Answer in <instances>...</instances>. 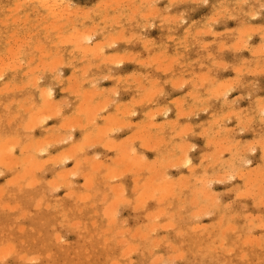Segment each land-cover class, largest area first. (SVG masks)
<instances>
[{
  "label": "rangeland",
  "instance_id": "374dc122",
  "mask_svg": "<svg viewBox=\"0 0 264 264\" xmlns=\"http://www.w3.org/2000/svg\"><path fill=\"white\" fill-rule=\"evenodd\" d=\"M54 1L57 2L56 0L51 2ZM153 1L154 3H152ZM153 1L65 0V3H62V9L66 8L64 4L67 3L68 11L66 14H63L64 17L62 16V19L59 16L58 20L57 18H53L54 16H49L50 12L43 8L36 0H0V56H8L10 49H16L17 45L22 43L19 45V47H22H20V56L22 57L18 60L22 61L21 63L19 62L20 65L16 61L17 65L15 67L12 65V68H9L10 70L7 69L5 72L2 69L3 73L0 69V75H2L0 87L3 88L6 81L10 82L12 79L11 85L13 86L10 90H12L14 85L16 88L10 91L12 93H9V90L0 88V94L1 91H4L0 95L2 96L0 97V145L4 142L8 144L9 148L12 145L13 152L11 153V157L15 159L13 163L6 162V160L4 163L1 159L3 158L4 160L5 156H2L4 153L0 151V256H4L5 254V258L0 259V264H264V0H221L222 2L220 0ZM102 2L104 4L106 2V5ZM17 6L20 8L18 9ZM136 6H139V8H136ZM148 6L153 7L148 8ZM33 7L34 9H32ZM16 8L18 10H15ZM133 9L135 10L134 12ZM216 9L218 11L215 12ZM84 12L88 14L84 15ZM214 13L216 14L214 15ZM82 14L83 16H81ZM248 14L252 16L248 17ZM216 16L217 18H215ZM175 17L177 18L175 19ZM52 18L55 20L53 21ZM105 21L106 23H104ZM61 24L63 28L60 27ZM45 25H53L52 27L55 30L53 28L44 30ZM70 25L74 29H71ZM247 25L251 28L245 27ZM122 27L124 30L121 29ZM143 27L146 28L143 30ZM90 28L91 30L92 28L95 29L90 31ZM248 28L250 29L248 30ZM197 29H200V31ZM82 30L86 34L81 32ZM237 31L239 32L237 33ZM16 32L18 33L17 35H15ZM62 32L64 36L61 34ZM203 33L206 34L203 35ZM73 34L87 38L89 41L86 39L88 41L86 45L91 47L95 45L96 51L85 53L82 49H76L71 44L72 42H66L72 36L71 40L75 39V35ZM129 35L131 36L129 37ZM108 36H111L109 37L110 39ZM20 39L23 42H20ZM29 39L31 44L33 43L32 45L28 41ZM109 41L110 43H108ZM24 43H28L30 46H27V44L25 46L23 45ZM53 43L54 45H52ZM259 44L263 45L259 46ZM4 45H6V48L3 47ZM162 46L163 48H160ZM33 47L40 49V52ZM224 47L227 48L225 49ZM234 48L237 49L235 50ZM6 49L7 52L5 51ZM41 52L40 59L42 61L40 60L39 62ZM54 52L56 54H53ZM1 53H3V56ZM44 54H46L45 58L44 56L42 57ZM48 54L51 55L49 56ZM94 55L99 56L95 57ZM112 55L117 56L116 59ZM126 55H129L128 59H126ZM30 56H33L34 60H32V57L30 59ZM58 57L61 59H58ZM103 57L106 61L105 59L103 60ZM111 59H113L112 62ZM41 62H44V66ZM54 62L56 63L54 64ZM40 63L43 67L40 66ZM45 63L49 65L47 64L46 67ZM199 63L200 66H198ZM18 65L22 67L20 72ZM52 65L54 66L52 67ZM17 66L19 69L16 68ZM28 66H33V68ZM34 66L37 67L38 72L36 68L34 69ZM48 68H51V70ZM97 68H100V70ZM48 70L51 72L49 73ZM24 72L26 76L23 75ZM36 74L39 77L37 86L52 90L53 96L51 101L58 102L57 104L52 102V105L55 104L54 106H51L50 103L44 104L46 102L41 100L42 97H40L39 91L35 87L32 88L31 84L33 85L36 79L34 76H37ZM146 74L148 75L146 76ZM204 75L207 79H204ZM227 78H230V81ZM175 80H179V83L177 84ZM81 81L83 82L81 83ZM28 82L30 83L28 84ZM25 84L26 86L21 88ZM223 85L226 87H223ZM172 86L174 87L172 88ZM150 88L152 89L151 92L149 91ZM83 89L85 90L83 95H87H82ZM92 90L99 92L93 91L91 93ZM72 91L75 92L73 93ZM3 94L5 95L3 96ZM143 96H145L148 102L142 100ZM147 96L149 97L147 98ZM221 96L225 97V99ZM83 97L86 98L81 101ZM103 98L107 102L105 100L101 102ZM214 98H217V100ZM191 99L194 100L191 101ZM22 100L25 101L22 102ZM96 101L103 105L105 103L106 105L107 103L109 104L101 106L98 103L96 104ZM136 102H140V104L143 102V104L140 105ZM78 103H82L84 106H79ZM229 103L233 104L230 105ZM16 104L18 107L19 105L23 106L24 111L21 109L22 107L18 108ZM56 105L59 107L57 114H54V110L56 111L57 109ZM124 105L127 108H124ZM157 106L159 110L160 108L162 110L157 112ZM54 107L56 109H52ZM81 107L84 111L90 107L92 109L91 113H87L89 109L84 112ZM26 108L28 112H26ZM49 109L53 114H51ZM76 109H78V112L81 111V114L82 111L84 113L81 115L77 113ZM42 110H47L46 112L49 113L47 114ZM59 110H61L60 115ZM232 110L234 111L233 113ZM40 111L46 114L40 113ZM23 112L26 113L24 114ZM30 112L32 116L29 114ZM32 112H35V115ZM226 112L227 114H225ZM36 113H40L39 116L41 117L45 115L44 120L46 119V123L41 118L42 123L38 121L39 124H37L36 121L40 117L37 114L38 118H36ZM85 113H87L88 117L94 116V118L92 117L94 120L92 118L89 120L85 116ZM77 114L79 116L84 115L85 119L89 121L87 120V123H85L84 116L79 117ZM236 114L237 117L235 116ZM153 115L155 116L152 117ZM73 116L75 119L81 118L82 124L85 123V126L87 125L88 127L86 126L84 129L81 127V129L79 127L81 125L78 124L81 119L75 120ZM68 120L74 121L70 123ZM119 120L121 123H119ZM66 121L68 124H66ZM34 122L38 126L31 124L29 126L31 131L27 128L24 129L28 127L29 123ZM123 124H127L129 127L127 125L123 127ZM61 125L66 127L61 128ZM175 125L179 127H175ZM71 127L73 128L72 130ZM97 127H100L99 130L105 129L102 132ZM95 129L99 131V134H104L103 141L101 140L103 134H98L100 136V139H98V136H95L98 133ZM104 131L107 133H104ZM46 132L47 136L53 132L52 136L49 135L51 137L48 136V138L45 136ZM84 132L85 134L87 132L86 136L88 137L85 136ZM145 133L149 135L147 136ZM53 134L58 140L53 139ZM67 135H71L72 137L70 138ZM135 136L143 137L145 140L139 137L140 141ZM42 137H47V141L45 138L44 143L43 140L41 141L43 144L39 142ZM222 137L224 140L221 139ZM35 139L40 140L36 142ZM93 139H95L94 143L96 145L89 144V142H93ZM123 139H126L125 142ZM181 139H184L183 141L186 144ZM8 140L10 144L7 142ZM87 140L90 141L88 142ZM84 141L85 143L88 142L86 146L83 143ZM98 141L100 142L97 145ZM156 141L159 142L157 143ZM11 142H14L15 145L11 144ZM38 142L39 144L41 143L40 147L37 144ZM107 142L108 144L109 142L112 143L111 146L107 144L108 147H105ZM216 143L220 145L218 146ZM36 144L38 147H36ZM140 145H143L145 150ZM184 145L188 147L183 149ZM224 145L226 148H223ZM24 146L29 147H26L27 151H25ZM69 146H74V149L73 147L69 149ZM189 146L191 147L189 148ZM194 146L196 147L194 148ZM246 146L250 147L249 150H247ZM42 147L44 151L41 152ZM75 147L81 152L75 151ZM123 147L125 150L121 152L124 149ZM37 148H40L39 151L41 153H37ZM60 150L63 151L61 152ZM246 150L247 152H245ZM183 151L186 156L185 158L190 161L186 165L180 162L181 159L183 162ZM59 152L67 159L64 158L62 161L63 156ZM69 153L71 154L69 155ZM166 154L168 155L166 156ZM56 155H59V157L57 158ZM68 155L69 157H67ZM30 156L32 160L34 157L36 162L40 161L41 167L39 165L37 167L29 166L31 164L28 163V160L26 161V158L28 159ZM23 157L25 160H23ZM134 157H137L135 159L137 160L136 163L132 159ZM242 157H244V160ZM46 158L48 161L45 160ZM56 158L59 162L57 164L55 162ZM69 158L72 159L70 160ZM177 158L178 160H176ZM139 159L144 163H141L143 166L139 163L141 167L138 166ZM155 160L160 161L156 162ZM170 160L173 166L169 162ZM153 161L155 162L154 164ZM95 162L97 163V168L95 167ZM176 162H179V164ZM92 163H95V165ZM119 164L120 168L124 169L122 170L121 168L122 171H119L123 176L116 178L119 174H116L115 169L119 173ZM128 164H131V166L129 165V167ZM151 165L152 167H150ZM231 165L235 171L231 170ZM28 166L30 170H28ZM9 167L11 168L9 169ZM73 168H75L74 173L72 171ZM163 168L165 173L162 171ZM248 169H251V172ZM80 170L81 172H79ZM138 170L140 171L138 172ZM157 170L159 171L156 175ZM245 170L251 174L254 173L252 174L254 177H252V181H249V179L248 181L245 180L247 179L245 177L247 171ZM111 172L113 174L115 172L116 174L110 175L112 178L109 177ZM226 172L230 175L228 176ZM27 173H31L32 175H28ZM158 174L160 178L164 174V178L162 179L165 180H160ZM220 174L224 178L218 177L221 176ZM148 175H150V178ZM106 176L110 179L107 180L108 177ZM237 176L240 177V180ZM15 177L16 179L18 177L20 179L16 180ZM133 179L136 181L133 182ZM87 180L90 184H88ZM184 180L187 181L185 182ZM151 181V184L155 185L154 188L150 184ZM171 181L172 183H170ZM162 183L166 186H169V184L174 186L175 184L174 189L171 186L169 190H167L168 188L165 189L166 186H163L164 189H162ZM205 183L207 186H205ZM87 184L88 186L90 185V188L86 186ZM148 185L152 187L147 190ZM117 186H121V188ZM201 188L203 191L200 190ZM115 189L118 192L120 191V193L117 194ZM149 190H155V193L152 194L153 191L149 192ZM196 191L197 193H195ZM143 193L145 194L143 195ZM148 193L150 194L148 195ZM164 194L166 198H163ZM207 194L208 196L205 197L204 195ZM84 196L88 198L85 199ZM160 198L161 200H158ZM7 205L8 209L5 207ZM13 208L15 210L12 211ZM133 235L135 236L133 237ZM4 245H9L10 247L5 246V248ZM5 250H8V255L11 256L6 255Z\"/></svg>",
  "mask_w": 264,
  "mask_h": 264
},
{
  "label": "bare ground",
  "instance_id": "6f19581e",
  "mask_svg": "<svg viewBox=\"0 0 264 264\" xmlns=\"http://www.w3.org/2000/svg\"><path fill=\"white\" fill-rule=\"evenodd\" d=\"M16 1H17V0H16ZM23 1H24V0H23ZM51 1H53V0H36V2H38L39 4H41V6H42L43 8H45L47 11L50 12V15H49V16H51V17L54 16L53 18H57L58 20H59L58 17L61 16V19H62V18L64 17L63 14H64V13L66 14L67 11H68V7H67L68 5H67V3L64 4V5H66V6H65L66 8H65V9H62V3H65V0H56L57 2H55V1H54V2H51ZM110 1H111V0H110ZM120 1H121V0H120ZM128 1H129V0H128ZM152 1H153V0H151V2H152ZM155 1H156V0H155ZM173 1H174V0H173ZM220 1H221V0H220ZM240 1H241V0H240ZM254 1H255V0H254ZM256 1H257V0H256ZM29 2H31V1H29ZM116 2H117V1H116ZM116 2H115V3H116ZM131 2H132V1H131ZM156 2H157V1H156ZM174 2H175V1H174ZM196 2H197V1H196ZM221 2H222V1H221ZM11 3H12V2H11ZM51 3H53V4H51ZM54 3H57V4H54ZM102 3H103V2H102ZM119 3H120V2H119ZM125 3L127 4V2H125ZM152 3H154V1H153ZM192 3H193V1H192ZM226 3H227V2H226ZM228 3H229V1H228ZM241 3H242V2H241ZM244 3H245V2H244ZM259 3H261V2H259ZM103 4H104V3H103ZM111 4H112V3H111ZM139 4H140V3H139ZM262 4H263V3H262ZM13 5H14V4H13ZM28 5H29V4H28ZM95 5H96V4H95ZM104 5H106V2H105ZM107 5H108V4H107ZM133 5H134V4H133ZM151 5H152V4H151ZM240 5H241V4H240ZM238 6H239V4H238ZM14 7H15V6H14ZM34 7H35V6H34ZM34 7H33L32 9H34ZM137 7L139 8V6H136V8H137ZM152 7H153V6H150V7L148 6V8H152ZM170 7H171V6H170ZM233 7H234V6H233ZM263 7H264V5H263ZM17 8L19 9L20 7L17 6ZM17 8H16L15 10H18ZM39 8H40V7H39ZM43 8H42V9H43ZM72 8H73V7H72ZM116 8H117V7H116ZM128 8H129V7H128ZM136 8H135V9H136ZM239 8H240V6H239ZM239 8H238V9H239ZM30 9H31V8H30ZM121 9H122V8H121ZM223 9H224V8H223ZM258 9H259V8H258ZM262 9H263V8H262ZM37 10H38V9H37ZM69 10H70V8H69ZM73 10H74V9H73ZM86 10H87V9H86ZM109 10L111 11L110 8H109ZM155 10H156V9H155ZM164 10H165V9H164ZM167 10H168V9H167ZM220 10H221V9H220ZM225 10H226V8H225ZM251 10H252V8H251ZM7 11H8V10H7ZM26 11H27V10H26ZM35 11H36V10H35ZM79 11H80V10H79ZM79 11H78V12H79ZM81 11H82V10H81ZM89 11H90V10H89ZM95 11H96V10H95ZM134 11H135V10L133 9V12H134ZM136 11H137V10H136ZM182 11H183V10H182ZM216 11H218V10L216 9L215 12H216ZM39 12H40V10H39ZM69 12H71V11H69ZM82 12H83V11H82ZM112 12H113V11H112ZM130 12H131V11H130ZM147 12H148V11H147ZM157 12H158V11H157ZM162 12H163V11H162ZM213 12H214V11H213ZM257 12H258V11H257ZM75 13H76V12H75ZM80 13H81V12H80ZM86 13H87V12H86ZM86 13L84 12V15H85ZM99 13H101V12H99ZM120 13H121V12H120ZM138 13H139V12H138ZM225 13H226V12H225ZM229 13H230V12H229ZM70 14H71V13H70ZM87 14H88V13H87ZM87 14H86V15H87ZM107 14H108V13H107ZM133 14H134V13H133ZM133 14H132V15H133ZM143 14H144V13H143ZM148 14H150V13H148ZM151 14H152V13H151ZM153 14H154V13H153ZM179 14H180V13H179ZM215 14H216V13H214V15H215ZM217 14H218V13H217ZM249 14H250V13H249ZM249 14H248V17H249V16L251 17L252 15H249ZM253 14H254V13H253ZM26 15H27V14H26ZM29 15H30V14H29ZM40 15H41V14H40ZM74 15H75V14H74ZM115 15H116V14H115ZM154 15H155V14H154ZM219 15H220V14H219ZM222 15H223V14H222ZM35 16H36V14H35ZM62 16H63V17H62ZM65 16H66V15H65ZM68 16H69V15H68ZM68 16H67V18H68ZM79 16H80V15H79ZM81 16H83V14H82ZM113 16H114V15H113ZM113 16H112V17H113ZM151 16H152V15H151ZM160 16H161V14H160ZM43 17H44V16H43ZM69 17H70V16H69ZM84 17H85V16H84ZM84 17H83V18H84ZM87 17H88V16H87ZM93 17H94V16H93ZM114 17H115V16H114ZM120 17H121V16H120ZM130 17H131V16H130ZM139 17H140V16H139ZM170 17H171V16H170ZM4 18H5V17H4ZM6 18H7V17H6ZM15 18H17V17H15ZM15 18H14V19H15ZM24 18H25V17H24ZM37 18H38V17H37ZM53 18H52V19H53ZM74 18H75V17H74ZM81 18H82V17H81ZM125 18H126V17H125ZM131 18H132V17H131ZM142 18H143V17H142ZM173 18H174V17H173ZM173 18H172V19H173ZM176 18H177V17H175V19H176ZM178 18H179V17H178ZM180 18H182V17H180ZM208 18H209V17H208ZM212 18H214V17H212ZM215 18H217V16H216ZM26 19H27V18H26ZM52 19H51V20H52ZM71 19H72V18H71ZM132 19H133V18H132ZM166 19H167V18H166ZM230 19H231V18H230ZM6 20H7V19H6ZM19 20H20V19H19ZM42 20H43V19H42ZM54 20H55V19H53V21H54ZM66 20H67V19H66ZM68 20H69V18H68ZM214 20H215V19H214ZM1 21H2V20H1ZM12 21H13V20H11V22H12ZM26 21H27V20H26ZM82 21H83V20H82ZM87 21H89V20H87ZM94 21H95V20H94ZM132 21H134V20H132ZM168 21H169V20H168ZM5 22H7V21H5ZM15 22H16V20H15ZM18 22H19V21H18ZM38 22H39V21H38ZM49 22H50V21H49ZM74 22H75V21H74ZM135 22H136V21H135ZM176 22H177V20H176ZM210 22H211V21H210ZM212 22H213V21H212ZM13 23H14V21H13ZM64 23H65V22H64ZM64 23H63V24H64ZM71 23H72V20H71ZM104 23H106V21H105ZM146 23H147V22H146ZM165 23H166V22H165ZM182 23H183V22H182ZM182 23H181V24H182ZM207 23H208V22H207ZM242 23H243V22H242ZM4 24H6V23H4ZM16 24H17V23H16ZM27 24H29V23H27ZM49 24H50V23H49ZM57 24H58V23H57ZM65 24H66V23H65ZM74 24H75V23H74ZM77 24H78V23H77ZM99 24H100V23H99ZM120 24H121V23H120ZM171 24H172V23H171ZM39 25H40V24H39ZM71 25H72V24H71ZM71 25H70L71 29H74V27L72 28ZM149 25H150V23H149ZM200 25H201V24H200ZM244 25H245V24H244ZM36 26H37V25H36ZM36 26H35V28H36ZM52 26H53V25H45L43 29H44V30H50V28H53V29H54V27H52ZM56 26H57V25H56ZM61 26H63V25L61 24L60 27H61ZM107 26H108V25H107ZM120 26H121V25H120ZM141 26H142V25H141ZM151 26H152V25H151ZM172 26H173V25H172ZM208 26H209V25H208ZM5 27H6V26H5ZM58 27H59V26H58ZM90 27H91V26H90ZM110 27H111V26H110ZM173 27H174V26H173ZM203 27H204V26H203ZM241 27H242V26H241ZM245 27H250V26L247 25V26H245ZM245 27H244V28H245ZM252 27H253V26H252ZM256 27H257V26H256ZM61 28H63V27H61ZM144 28H146V27H143V30H144ZM250 28H251V27H250ZM250 28H248V30H249ZM14 29H15V28H14ZM29 29H30V28H29ZM36 29H37V28H36ZM57 29L59 30V28H57ZM57 29H56V30H57ZM93 29H95V28H92V30H93ZM121 29H123V27H122ZM211 29H212V28H211ZM246 29H247V28H246ZM253 29H254V28H253ZM260 29H261V28H260ZM54 30H55V29H54ZM75 30H76V29H75ZM75 30H74V31H75ZM83 30H85V29H83ZM83 30H82L81 32H83ZM88 30H89V29H88ZM92 30H91V28H90V31H92ZM123 30H124V29H123ZM197 30L200 31V29H197ZM201 30H202V29H201ZM208 30H209V28H208ZM255 30H256V29H255ZM4 31H5V30H4ZM29 31H30V30H29ZM90 31H88V32H90ZM102 31H103V30H102ZM115 31H116V30H115ZM168 31H169V30H168ZM245 31H246V30H245ZM245 31H244V32H245ZM250 31H252V30H250ZM259 31H260V30H259ZM18 32H19V31H18ZM35 32H36V31H35ZM39 32H40V31H39ZM39 32H38V33H39ZM49 32H50V31H49ZM57 32H58V31H57ZM63 32H64V31H63ZM63 32L61 33L62 35H63ZM76 32L78 33V31H76ZM118 32H119V31H118ZM118 32H117V34H118ZM143 32H144V31H143ZM189 32H190V31H189ZM196 32H197V31H196ZM222 32H223V31H222ZM226 32H227V30H226ZM238 32H239V31H237V33H238ZM246 32H247V31H246ZM255 32H256V31H255ZM257 32H258V31H257ZM45 33H47V32H45ZM70 33H71V32H70ZM77 33H76V34H77ZM83 33H85V32H83ZM123 33H124V32H123ZM190 33H191V32H190ZM220 33H221V32H220ZM247 33H248V32H247ZM17 34H18V33L16 32L15 35H17ZM35 34H36V33H35ZM85 34H86V33H85ZM92 34H93V33H92ZM108 34H110V33H108ZM113 34H114V31H113ZM130 34H131V33H130ZM187 34H188V33H187ZM187 34H186V35H187ZM204 34H206V33H203V35H204ZM12 35H14V34L12 33ZM73 35H75V34H73ZM78 35H79V34H78ZM81 35H82V34H81ZM102 35H103V34H102ZM104 35H105V34H104ZM106 35H107V34H106ZM132 35H134V34H132ZM208 35H210V34H208ZM242 35H243V34H242ZM248 35H249V34H248ZM263 35H264V34H263ZM59 36H60V35H59ZM63 36H64V35H63ZM63 36H62V38H64ZM65 36H66V35H65ZM71 36H72V35H71ZM87 36H88V34H87ZM111 36H112V34H111ZM111 36H108V38L111 37ZM116 36H117V35H116ZM120 36H121V35H120ZM130 36H131V35H129V37H130ZM135 36H136V35H135ZM139 36H140V35H139ZM206 36H207V35H206ZM215 36H216V35H215ZM224 36H225V35H224ZM243 36H244V35H243ZM12 37H13V36H12ZM28 37H29V36H28ZM34 37H35V36H34ZM55 37H56V36H55ZM66 37H67V36H66ZM72 37H73V36H72ZM72 37H71V38H72ZM74 37H75V39L73 38L74 40H71V38H70V39H67L66 42H70V43L72 42L71 44H73L74 47H75L76 49H78V50H81V49H82V51L84 50L85 53H86V52L88 53V52H90V51L93 52L94 50L96 51V46H95V45H94V47H91V46H87V45H86V44L88 43V41H89L87 38H84L83 36H82V37H80V36H76V35H75ZM113 37H114V36H113ZM136 37H138V36H136ZM183 37H184V36H183ZM248 37H249V36H248ZM250 37H251V35H250ZM35 38H36V37H35ZM89 38H90V37H89ZM116 38H117V37H116ZM119 38H120V37H119ZM119 38H118V39H119ZM132 38H133V37H132ZM170 38H171V37H170ZM173 38H174V37H173ZM237 38H238V37H237ZM17 39L19 40V38H17ZM17 39H15V40H17ZM86 39H87L88 41H87ZM109 39H110V38H109ZM109 39H108V40H109ZM121 39H122V38H121ZM168 39H169V38H168ZM183 39H184V38H183ZM186 39H187V37H186ZM186 39H185V40H186ZM238 39L240 40V38H238ZM244 39H245V38H244ZM18 40H17V41H18ZM20 40H21V39H20ZM26 40H27V39H26ZM36 40H39V39H36ZM47 40H48V39H47ZM60 40H61V39H60ZM112 40H113V39H112ZM137 40H139V39H137ZM146 40H147V39H146ZM150 40H151V39H150ZM166 40H167V39H166ZM185 40H184V41H185ZM28 41H29L30 44H31L30 39H29ZM113 41H114V40H113ZM115 41H116V40H115ZM125 41H126V40H125ZM143 41H144V40H143ZM179 41H180V39H179ZM195 41H196V40H195ZM18 42H19V41H18ZM20 42H23V41L21 40ZM38 42H39V41H38ZM38 42H37V43H38ZM66 42H65V43H66ZM98 42H99V41H98ZM102 42H103V41H102ZM111 42H112V41H111ZM139 42H140V41H139ZM237 42H238V41H237ZM237 42H236V43H237ZM5 43H6V42H5ZM8 43H9V42H8ZM14 43H15V41H14ZM34 43H35V42H34ZM70 43H69V44H70ZM100 43H101V42H100ZM108 43H110V41H109ZM144 43H145V42H144ZM151 43H152V42H151ZM191 43H192V42H191ZM212 43H213V42H212ZM238 43H240V42H238ZM246 43H247V41H246ZM16 44H18V43H16ZM16 44H15V45H16ZM20 44H22V43H20ZM20 44H18L17 46L19 47ZM26 44H27V46H30V45H28V43H24L23 45L26 46ZM32 44H33V43H32ZM32 44H31V45H32ZM113 44H114V43H113ZM182 44H184V43H182ZM203 44H204V43H203ZM52 45H54V43H53ZM144 45H145V44H144ZM159 45H160V44H159ZM165 45H166V44H165ZM232 45H233V44H232ZM237 45H238V44H237ZM260 45H263V44H259V46H260ZM5 46H6V45H4L3 47H5ZM7 46H8V44H7ZM11 46H12V45L10 44V47H11ZM35 46H36V45H35ZM98 46H99V45H98ZM202 46H203V45H202ZM208 46H209V44H208ZM239 46H240V45H239ZM259 46H258V47H259ZM13 47H14V46H13ZM18 47H17L16 49H10V51L8 50V51H9V53H8L9 55H8V56H6V54H5L4 52H3V53H4V55H5L6 57H1V56H0V69H1V72H3L2 69H4L5 72H6L7 69L12 68V67H11L12 65L15 67V65H17V64L15 63L16 61H17L18 63L20 62V61H18V60H19V58L22 57V56H20V55H21V54H20V50H21L20 47H21V46H20L19 48H18ZM31 47H32V46H31ZM37 47H38V46H37ZM37 47H36V48L33 47V48H34V49H37ZM142 47H143V45H142ZM241 47H242V46H241ZM5 48H6V47H5ZM11 48H12V47H11ZM21 48H22V47H21ZM24 48H25V47H24ZM39 48H41V47H39ZM160 48H163V46L160 47ZM177 48H178V47H177ZM184 48H185V47H184ZM224 48H225V47H224ZM226 48H227V47H226ZM226 48H225V49H226ZM228 48H230V47H228ZM244 48H245V47H244ZM42 49L44 50V48H42ZM100 49H101V48H100ZM158 49H159V48H158ZM203 49H204V48H203ZM221 49H222V48H221ZM234 49H235V48H234ZM236 49H237V48H236ZM236 49H235V50H236ZM37 50H39V52H40V49H37ZM57 50H58V49H57ZM97 50H98V48H97ZM165 50H166V49H165ZM165 50H164V51H165ZM260 50H261V49H260ZM3 51H4V49H3ZM5 51L7 52V49H6ZM49 51H50V50H49ZM58 51H59V50H58ZM63 51H64V50H63ZM143 51H144V50H143ZM161 51H163V50H161ZM220 51H221V50H220ZM263 51H264V50H263ZM22 52H23V50H22ZM97 52H98V51H97ZM125 52H126V51H125ZM147 52H148V51H147ZM147 52H146V53H147ZM253 52H254V51H253ZM261 52H262V50H261ZM3 53H1L2 56H3ZM57 53H58V52H57ZM69 53H70V52H69ZM95 53H96V52H95ZM129 53H130V52H129ZM129 53H127V54H129ZM240 53H241V52H240ZM41 54H42V52L40 53V56H39V54H38V56H39V62H40V60L42 61V59H40ZM53 54H56V53L54 52ZM67 54H68V53H67ZM161 54H162V52H161ZM163 54H164V53H163ZM175 54H176V53H175ZM48 55H49V54H48ZM50 55H51V54H50ZM50 55H49V56H50ZM77 55H78V53H77ZM113 55H115V54H113ZM113 55H112V56H113ZM116 55H117V54H116ZM118 55H119V54H118ZM120 55H122V54H120ZM124 55H125V54H124ZM158 55H160V54H158ZM158 55H157V56H158ZM181 55H183V53H181ZM43 56H44V58H45L46 54L42 55V57H43ZM53 56H54V55H53ZM94 56H95V55H94ZM97 56H99V55H97ZM97 56H95V57H97ZM100 56H101V55H100ZM128 56H129V55H128ZM128 56L126 55V57H127L126 59L129 58ZM208 56H209V55H208ZM31 57L33 58V56H30V59H31ZM104 57H105V56H104ZM104 57H103V60L105 59ZM108 57H109V56H108ZM113 57H115V59H116L117 56H113ZM122 57H124V56L122 55ZM145 57H146V56H145ZM170 57L173 58L172 56H170ZM187 57H188V56H187ZM47 58H48V57H47ZM56 58H57V57H56ZM59 58H60V57H58V59H59ZM82 58H83V57H82ZM84 58H85V57H84ZM155 58H156V57H155ZM207 58H208V57H207ZM213 58H214V56H213ZM213 58H212V60H213ZM54 59H55V58H54ZM58 59H57V60H58ZM60 59H61V58H60ZM117 59H118V58H117ZM121 59H123V58H121ZM121 59H120V61H121ZM152 59H153V58H152ZM156 59H157V58H156ZM168 59H169V58H168ZM258 59H259V58H258ZM32 60H34V58H33ZM82 60H83V59H82ZM112 60H113V59H111V62H112ZM130 60H131V59H130ZM146 60H147V59H146ZM146 60H145V61H146ZM153 60L155 61V59H153ZM153 60H152V61H153ZM159 60H161V59H159ZM256 60H257V59H256ZM80 61H81V60H80ZM105 61H106V59H105ZM109 61H110V59H109ZM147 61H148V60H147ZM168 61L170 62V59H169ZM193 61H194V60H193ZM215 61H217V60H215ZM248 61H249V60H248ZM21 62H22V61H21ZM21 62H20V63H21ZM32 62H33V61H32ZM49 62H50V60H49ZM60 62H61V60H60ZM71 62H72V61H71ZM114 62H116V61H114ZM136 62H137V61H136ZM160 62H163V61H160ZM171 62H172V61H171ZM188 62H189V61H188ZM195 62H196V61H195ZM206 62H207V61H206ZM243 62H246V61H243ZM20 63H19V65H20ZM36 63H37V62H36ZM41 63H43V66H44V62H41ZM41 63H40V64H41ZM51 63H52V62H51ZM55 63H56V62H54V64H55ZM121 63H122V62H121ZM153 63H154V62H153ZM156 63H157V62H156ZM191 63H192V61H191ZM45 64H46V67H47V64H48V63H45ZM57 64H59V63H57ZM69 64H70V63H69ZM75 64H76V63H75ZM111 64H112V63H111ZM157 64H159V63H157ZM161 64H162V63H161ZM163 64H164V63H163ZM165 64H166V63H165ZM167 64H168V63H167ZM174 64H175V63H174ZM179 64H180V63H179ZM211 64H212V63H211ZM220 64H221V63H220ZM249 64H250V63H249ZM19 65H18V66H19ZM21 65H22V64H21ZM48 65H49V64H48ZM73 65H74V64H73ZM139 65H140V64H139ZM141 65H142V64H141ZM149 65H150V64H149ZM169 65H170V64H169ZM172 65H173V64H172ZM172 65H171V66H172ZM175 65H176V64H175ZM182 65H183V64H182ZM189 65H190V64H189ZM222 65H223V64H222ZM255 65H256V64H255ZM18 66H17L16 68H17V69L20 68V70H19V72H20L21 69H22V67L19 66V68H18ZM35 66H36V65H35ZM35 66H34V69L36 68V71H37V67H35ZM40 66H42V64H41ZM40 66H39V67H40ZM43 66H42V67H43ZM53 66H54V65H52V67H53ZM60 66H61V65H60ZM84 66H85V65H84ZM99 66H100V65H99ZM163 66H165V65H163ZM167 66H168V65H167ZM198 66H200V63H199ZM217 66H218V65H217ZM261 66H262V65H261ZM28 67H30V66H28ZM50 67H51V66H50ZM70 67H71V66H70ZM85 67H86V66H85ZM97 67H98V66H97ZM158 67H159V66H158ZM221 67H222V66H221ZM224 67H225V66H224ZM255 67H256V66H255ZM255 67H254V68H255ZM30 68H33V66L30 67ZM55 68H56V66H55ZM82 68H83V66H82ZM87 68H88V67H87ZM87 68H85V69H87ZM142 68H143V67H142ZM192 68H193V67H192ZM205 68H206V67H205ZM217 68H218V67H217ZM242 68H244V67H242ZM41 69H42V68H41ZM43 69H45V68H43ZM48 69L51 70V68H48ZM80 69H81V68H80ZM97 69H98V68H97ZM155 69H156V68H155ZM171 69H172V68H171ZM237 69H239V68H237ZM261 69H262V68H261ZM263 69H264V68H263ZM9 70H10V69H9ZM26 70H27V69H26ZM28 70H29V68H28ZM28 70H27V71H28ZM98 70H100V68H99ZM107 70H108V69H107ZM144 70H145V69H144ZM156 70H157V69H156ZM161 70H162V69H161ZM164 70H165V69H164ZM164 70H163V71H164ZM168 70H170V69H168ZM183 70H184V69H183ZM233 70H234V69H233ZM259 70H260V69H259ZM11 71H12V70H11ZM33 71H34V70H33ZM38 71H39V70H38ZM38 71H37V72H38ZM48 71H49V70H48ZM75 71H76V70H75ZM79 71H80V70H79ZM82 71H83V70H82ZM108 71H109V70H108ZM158 71H159V70H158ZM209 71H210V70H209ZM209 71H208V72H209ZM238 71H239V70H238ZM245 71H247V70H245ZM248 71H249V70H248ZM255 71H256V70H255ZM255 71H254V72H255ZM260 71H261V70H260ZM43 72H44V71H43ZM50 72H51V71H49V73H50ZM84 72H85V71H84ZM173 72H174V71H173ZM178 72H179V71H178ZM210 72H211V71H210ZM235 72H236V71H235ZM240 72H241V70H240ZM243 72H244V71H243ZM254 72H253V73H254ZM257 72H258V71H257ZM3 73H4V72H3ZM47 73H48V72H47ZM55 73H56V72H55ZM164 73H166V72H164ZM189 73H190V72H189ZM237 73H239V72H237ZM253 73H252V74H253ZM260 73H261V72H260ZM262 73H263V72H262ZM0 74H1V73H0ZM51 74H52V73H51ZM85 74H87V73H85ZM130 74L132 75V73H130ZM255 74H257V73H255ZM23 75H25V72L23 73ZM36 75H37V76H34V77H36L35 80H34V78L32 77L33 80H34V83L31 82V83H33V85H34V86H33V85L31 84L32 88L35 87V89H37V91H39V95H40V97H42L41 100H43L44 102H46V103H44V104L47 105V104L50 103L51 106H54V105L57 104L58 102L55 103V102L51 101L52 96H53V92H52V90L49 89V88H48V89H44V88H40L39 86H37V84H38V83H37V80H39V77H38V74H36ZM81 75H82V74H81ZM106 75H107V74H106ZM140 75H141V74H140ZM147 75H148V74H146V76H147ZM241 75H242V74H241ZM1 76H2V75H0V77H1ZM25 76H26V75H25ZM25 76H24V78H25ZM83 76H84V75H83ZM83 76H82V77H83ZM100 76H101V75H100ZM100 76H99V77H100ZM107 76H108V75H107ZM37 77H38V78H37ZM73 77H74V76H73ZM73 77H72V78H73ZM104 77H105V76H104ZM118 77H119V76H118ZM127 77H129V76H127ZM127 77H126V78H127ZM140 77H141V76H140ZM13 78H14V77H13ZM97 78H98V77H97ZM175 78H176V77H175ZM200 78H201V77H200ZM200 78H199V79H200ZM205 78L207 79V77H205V75H204V79H205ZM208 78H209V77H208ZM50 79H52V78H50ZM73 79H74V78H73ZM90 79H91V78H90ZM102 79H103V78H102ZM118 79H119V78H118ZM133 79H134V77H133ZM144 79H145V78H144ZM144 79H143V80H144ZM170 79H171V78H170ZM176 79H177V78H176ZM181 79L183 80V78H181ZM190 79H191V78H190ZM204 79H203V80H204ZM213 79H214V78H213ZM227 79H228V78H227ZM229 79H230V78H229ZM229 79H228V81H230ZM235 79H236V78H235ZM43 80H44V79H43ZM54 80H55V79H54ZM57 80H58V78H57ZM74 80H75V79H74ZM74 80H73V81H74ZM138 80H139V79H138ZM152 80H153V79H152ZM236 80H237V79H236ZM236 80H235V81H236ZM239 80H240V79H239ZM11 81H12V79H11ZM11 81H10V82L6 81L5 84H4V82H3V84H4V85H3L4 90H7V91L9 90V93H12V92H10V91L16 89V88H15V85H14V87H13L14 89L12 88V90H10V88L13 86V85H11V83H12L13 81H12V82H11ZM21 81H22V80H21ZM75 81H76V80H75ZM124 81H125V80H124ZM153 81H154V80H153ZM153 81H151V82H153ZM175 81H176V80H175ZM180 81H181V80H180ZM184 81L186 82V80H184ZM187 81H188V80H187ZM189 81H190V80H189ZM201 81H202V80H201ZM204 81L206 82V80H204ZM82 82H83V81H81V83H82ZM129 82H131V81H129ZM173 82H174V81H173ZM173 82H172V84H173ZM182 82H183V81H182ZM250 82H251V81H250ZM21 83H22V82H21ZM29 83H30V82H28V84H29ZM55 83H56V82H55ZM75 83H76V82H75ZM89 83H90V82H89ZM94 83H95V82H94ZM97 83H98V82H97ZM117 83H118V82H117ZM138 83H139V82H138ZM140 83H141V82H140ZM153 83H154V82H153ZM174 83H175V82H174ZM176 83L178 84V83H179V80L176 81ZM190 83H191V82H190ZM221 83H222V82H221ZM229 83H230V82H229ZM235 83H236V82H235ZM238 83H239V82H238ZM26 84H27V83H26ZM26 84H25V85H22L21 88H22L23 86H26ZM73 84H74V83H73ZM130 84H131V83H130ZM132 84H133V83H132ZM155 84H156V83H155ZM172 84H171V85H172ZM195 84H196V83H195ZM248 84H249V83H248ZM91 85H92V84H91ZM93 85H94V84H93ZM96 85H97V84H96ZM139 85H140V84H139ZM149 85H150V84H149ZM152 85H153V84H152ZM180 85H181V84H180ZM218 85H219V84H218ZM218 85H217V86H218ZM228 85H229V84H228ZM236 85H237V84H236ZM27 86H28V85H27ZM73 86H74V85H73ZM75 86H76V85H75ZM134 86H135V85H134ZM140 86H141V85H140ZM150 86H151V85H150ZM246 86H247V85H246ZM18 87H19V86H18ZM76 87H77V86H76ZM92 87H93V86H92ZM128 87H129V86H128ZM151 87H152V86H151ZM173 87H174V86H172V88H173ZM193 87H194V86H193ZM196 87H197V86H196ZM201 87H203V86H201ZM201 87H200V88H201ZM223 87H226V86L223 85ZM228 87H229V86H228ZM228 87H227V88H228ZM234 87H235V86H234ZM0 88L3 89L2 87H0ZM51 88H52V87H51ZM68 88H69V87H68ZM77 88H78V87H77ZM94 88H95V87H94ZM140 88H141V87H140ZM157 88H158V87H157ZM157 88H154V89H157ZM212 88H215V87H212ZM217 88H218V87H217ZM227 88H226V89H227ZM97 89H98V88H97ZM177 89H178V88H177ZM250 89H251V88H250ZM17 90H19V89L17 88ZM17 90H16V91H17ZM124 90H125V89H124ZM128 90H129V89H128ZM142 90H143V89H142ZM151 90H152V89L150 88L149 91L151 92ZM160 90H161V89H160ZM215 90H216V89H215ZM215 90H214V91H215ZM223 90H225V89L223 88ZM223 90H222V92H223ZM256 90H258V89H256ZM77 91H78V90H77ZM82 91H83V92H82V95H83V93H84L85 90L83 89ZM88 91H89V90H88ZM93 91H94V92H99V91H96V90H92L91 93H92ZM101 91H102V90H101ZM108 91H109V90H108ZM190 91H191V90H190ZM190 91H189V92H190ZM192 91H193V90H192ZM218 91H219V90H218ZM226 91H227V90H226ZM252 91H253V90H252ZM3 92H4V91H1V94H0V95H2ZM49 92H51V95H49ZM72 92H73V91H72ZM74 92H75V91H74ZM74 92H73V93H74ZM103 92H104V91H103ZM153 92H154V91H153ZM156 92H157V91H156ZM161 92H162V90H161ZM194 92H195V91H194ZM194 92H193V93H194ZM197 92H198V91H197ZM222 92H221V93H222ZM254 92H255V91H254ZM254 92H253V93H254ZM5 93H7V92H5ZM91 93H89V94H91ZM113 93H114V92H113ZM157 93H158V92H157ZM195 93H196V92H195ZM210 93H211V92H210ZM218 93H219V92H218ZM93 94H94V93H93ZM93 94H92V95H93ZM97 94L99 95V93H97ZM101 94H102V93H101ZM103 94H104V93H103ZM108 94H109V92H108ZM159 94H160V93H159ZM206 94H207V93H206ZM213 94L215 95L214 92H213ZM4 95H5V94H3V96H4ZM28 95H29V94H28ZM74 95H75V94H74ZM84 95H87V94H84ZM84 95H83V96H84ZM211 95H212V94H211ZM216 95H217V94H216ZM76 96H77V95H76ZM80 96H81V95H80ZM89 96H90V95H89ZM187 96H188V95H187ZM0 97H2V96H0ZM28 97H29V96H28ZM90 97H91V96H90ZM92 97H93V96H92ZM100 97H101V95H100ZM143 97H144V99H143ZM143 97H142V100L145 101L146 98H145V96H143ZM148 97H149V96H147V98H148ZM198 97H199V96H198ZM210 97H211V96H210ZM215 97H216V96H215ZM221 97H223V96H221ZM31 98H32V97H31ZM84 98H86V97H83L81 101H83ZM88 98H89V97H88ZM95 98H96V97H95ZM114 98H115V97H114ZM223 98L225 99V97H223ZM27 99H28V98H27ZM108 99H109V98H108ZM112 99H113V97H112ZM201 99H202V97H201ZM208 99H209V97H208ZM214 99L217 100V98H214ZM234 99H235V98H234ZM240 99H241V98H240ZM63 100H64V99H63ZM77 100H78V99H77ZM104 100H105V99L103 98L101 102H103ZM109 100H110V99H109ZM142 100H141V101H142ZM148 100H149V99H148ZM151 100H152V99H151ZM188 100H189V99H188ZM192 100H194V99H191V101H192ZM253 100H254V99H253ZM23 101H25V100H22V102H23ZM27 101H28V100H27ZM105 101L107 102V100H105ZM146 101H147V100H146ZM155 101H156V100H155ZM173 101H174V100H173ZM184 101H185V100H184ZM224 101H225V100H224ZM12 102H13V101H12ZM12 102H10V103H12ZM52 102L55 103V104L52 105V104H53ZM84 102H85V101H84ZM89 102H90V101H89ZM89 102H88V103H89ZM92 102H93V101H92ZM99 102H100V101H99ZM110 102H111V101H110ZM114 102H115V99H114ZM147 102H148V101H147ZM149 102H150V101H149ZM170 102H171V101H170ZM233 102H234V101H233ZM10 103H9V104H10ZM16 103H17V102H16ZM30 103H31V102H30ZM62 103H63V101H62ZM64 103H65V101H64ZM79 103H80V102H79ZM79 103H78V104H79ZM97 103H98V101H96V104H97ZM131 103H132V102H131ZM136 103H139V104H140V102H136ZM144 103H145V102H144ZM225 103H226V102H225ZM227 103H228V102H227ZM259 103H260V102H259ZM259 103H258V104H259ZM40 104H41V103H40ZM66 104H67V103H66ZM84 104H85V103H84ZM89 104H90V103H89ZM98 104H100V103H98ZM108 104H109V103H107V105H108ZM110 104H111V103H110ZM113 104H114V103H113ZM120 104H121V103H120ZM142 104H143V102H142ZM142 104H140V105H142ZM177 104H178V103H177ZM229 104H230V103H229ZM232 104H233V103H232ZM232 104H230V105H232ZM258 104H257V105H258ZM10 105H11V104H10ZM59 105H60V103H59ZM63 105H64V104H63ZM81 105L84 106L82 103L79 104V106H81ZM86 105H87V104H86ZM94 105H95V104H94ZM100 105H101V106H105L106 103H105V105H103V104H100ZM100 105H98V106H100ZM107 105H106V106H107ZM125 105H126V104H125ZM125 105H124L123 107H124V108H125V107L127 108V106H125ZM134 105H135V104H134ZM186 105H187V104H186ZM188 105H189V104H188ZM190 105H191V102H190ZM201 105H202V104H201ZM203 105H204V104H203ZM205 105H206V104H205ZM261 105H263V104H261ZM16 106H17V104H16ZM48 106H49V105H48ZM60 106H61V105H60ZM67 106H68V105H67ZM88 106H89V105H88ZM90 106H91V105H90ZM101 106H100V107H101ZM180 106H181V105H180ZM180 106L178 107L179 110L181 109ZM193 106H194V105H193ZM17 107H18V106H17ZM19 107H20V108L22 107L21 109L23 110V106H20V105H19ZM19 107H18V108H19ZM30 107H32V105H30ZM56 107H57V105H56ZM56 107H54V108H52V109H56ZM58 107H59V106H58ZM58 107H57L56 111L54 110V114H57ZM86 107H87V106H86ZM86 107H85V108H86ZM96 107H97V106H96ZM176 107H177V106H176ZM220 107H221V106H220ZM259 107H260V105H259ZM15 108H16V107H15ZM27 108H28V107H27ZM27 108L25 109L26 112H28V109H27ZM35 108H36V107H35ZM48 108H49V107H48ZM50 108H51V107H50ZM66 108H67V107H66ZM81 108H82V107H81ZM98 108H99V107H98ZM101 108H102V107H101ZM101 108H100V109H101ZM157 108H158V106H157ZM162 108H163V107H162ZM166 108H167V107H166ZM188 108H189V107H188ZM263 108H264V105H263ZM82 109H83V108H82ZM88 109H89V110H88ZM88 109H86L85 111H84V109H83V111L86 112V111L88 110L87 113L90 114L92 109H90V107H89ZM95 109H96V108H95ZM164 109H165V108H164ZM164 109H163V110H164ZM207 109H208V108H207ZM7 110H8V109H7ZM76 110H77V113H80V112H81V111L78 112V109H76ZM93 110H94V109H93ZM123 110H125V109H123ZM128 110H129V108H128ZM149 110H150V109H149ZM155 110H157V109H155ZM160 110H162V109L160 108ZM160 110H159V108H158L157 112L160 111ZM168 110H169V109H168ZM168 110H167V111H168ZM179 110H178V111H179ZM205 110H206V109H205ZM205 110H204V111H205ZM250 110H251V109H250ZM15 111H16V110H15ZM23 111H24V110H23ZM34 111H35V110H34ZM42 111H45V110H42ZM46 111H47V110H46ZM46 111H45V112H46ZM49 111L51 112L50 109H49ZM60 111H61V110L58 111V112H59V115H60ZM83 111H82V114L84 113ZM120 111H121V110H120ZM167 111H166V112H167ZM195 111H196V110H195ZM220 111H221V110H220ZM260 111H261V109H260ZM26 112H25V113H26ZM45 112H41V111H40V113H44V114H46V113L48 114V113H49V112H46V113H45ZM55 112H56V113H55ZM94 112H95V111H94ZM101 112H102V111H101ZM117 112H118V111H117ZM121 112H122V111H121ZM121 112H120V113H121ZM155 112H156V111H155ZM162 112H163V111H162ZM233 112H234V111L232 110V113H233ZM235 112H236V111H235ZM246 112H247V111H246ZM23 113H24V112H23ZM25 113H24V114H25ZM32 113H33V115H35V114H34L35 112H32ZM40 113H36V118H38V116H39ZM87 113H85V114H86L85 116H87ZM92 113H93V111H92ZM126 113H128V111H126ZM160 113H161V112H160ZM182 113H183V112H182ZM193 113H194V112H193ZM193 113H191V114H193ZM228 113H229V111H228ZM230 113H231V110H230ZM230 113H229V114H230ZM257 113H258V112H257ZM257 113H256V114H257ZM29 114L32 116L31 112H30ZM37 114H38V116H37ZM51 114H53V112H51ZM71 114H72V112H71ZM75 114H76V112H75ZM80 114H81V113H80ZM82 114H81V115H82ZM180 114H181V113H180ZM191 114H189V115H191ZM225 114H227V112H226ZM225 114H224V116H225ZM245 114H246V113H245ZM245 114H244V115H245ZM256 114H255V115H256ZM260 114H261V113H260ZM77 115H78V114H77ZM81 115H80V116L78 115V116H79V117H83V116H84V115H83V116H81ZM126 115H127V114H126ZM160 115H161V114H160ZM44 116H45V115H43V117L39 116L40 118H39V120L37 119V121L35 120L36 118H35L34 120L36 121L37 124H39L38 121H39V122L41 121V123H42V120H44ZM48 116H50V115H48ZM51 116H53V115H51ZM74 116H75V115H74ZM74 116H73V118H74ZM85 116L83 117L84 119H85ZM89 116H90V115H89ZM106 116H107V115H106ZM106 116H105V117H106ZM123 116H124V115H123ZM144 116H146V115H144ZM154 116H155V115H153L152 117H154ZM217 116H218V115H217ZM233 116H234V115H233ZM235 116L237 117V114H236ZM17 117H18V116H17ZM65 117H66V116H65ZM65 117H63V118H65ZM79 117H78V118H79ZM87 117H88V116H87ZM92 117L94 118V116H92ZM92 117H88L89 120H90V118H92ZM149 117H150V116H149ZM218 117H220V116H218ZM33 118H34V116L32 117V120H33ZM41 118H43V119L40 120ZM61 118H62V117H61ZM93 118H92V119H93ZM102 118H103V117H102ZM102 118H101V119H102ZM122 118H123V117H122ZM178 118H180V117H178ZM222 118H223V117H222ZM245 118H246V117H245ZM27 119H28V118H27ZM71 119H72V118H71ZM71 119H70V120H71ZM74 119H75V118H74ZM79 119H81V118H79ZM79 119H75V120H79ZM104 119H105V118H104ZM113 119H114V116H113ZM150 119H151V118H150ZM150 119H149V120H150ZM152 119H153V118H152ZM215 119H216V118H215ZM217 119H218V118H217ZM247 119H248V118H247ZM252 119H253V118H252ZM258 119H259V118H258ZM45 120H46V119H45ZM45 120H44V122H45ZM66 120H67V118H66ZM70 120H68V122H69ZM85 120H86V119H85ZM87 120H88V119H87ZM87 120L85 121V123H87ZM89 120H88V121H89ZM93 120H94V119H93ZM93 120H92V121H93ZM110 120H111V119H110ZM110 120H109V121H110ZM114 120H115V119H114ZM114 120H113V121H114ZM237 120H238V119H237ZM248 120H249V119H248ZM73 121H74V120H73ZM73 121H70V123H72ZM79 121L81 122L82 119L79 120ZM119 121H120V120H119ZM170 121H171V120H170ZM175 121H176V120H175ZM221 121H222V120H221ZM246 121H247V120H246ZM30 122H31V118H30ZM64 122H65V121H64ZM64 122H63V123H64ZM66 122H67V121H66ZM68 122H67L66 124H68ZM75 122H76V121H75ZM80 122H78V124L81 125V126H79V127H80V128L83 127V129H84V127L86 128L87 125L85 126V123H83V124H84V125H83L82 122H81V123H80ZM114 122H115V121H114ZM114 122H113V123H114ZM117 122H118V120H117ZM117 122H116V123H117ZM207 122H208V121H207ZM209 122H210V121H209ZM216 122H217V121H216ZM240 122H241V121H240ZM9 123H11V122H9ZM45 123H46V122H45ZM63 123H62V124H63ZM90 123H91V122H90ZM105 123H107V122H105ZM119 123H121V121H120ZM139 123H140V122H139ZM149 123H150V121H149ZM153 123H154V122H153ZM153 123H152V124H153ZM173 123H175V122H173ZM220 123H221V122H220ZM220 123H219V124H220ZM260 123H261V122H260ZM31 124H35V122H34V123H29V124H28V127H25L24 129L27 128L29 131H31L30 128H29V126H30ZM92 124H93V123H92ZM117 124H118V123H117ZM130 124H131V123H130ZM152 124H151V125H152ZM154 124L156 125V123H154ZM154 124H153V125H154ZM177 124H178V123H177ZM205 124H207V123H205ZM208 124H209V123H208ZM208 124H207V125H208ZM214 124H215V123H214ZM35 125H36V124H35ZM43 125H44V124H43ZM70 125H71V124H70ZM108 125H109V124H108ZM123 125H124V124H123ZM123 125H122V126H123ZM125 125H127V124H125ZM125 125H124L123 127H125ZM131 125H132V124H131ZM133 125H134V124H133ZM136 125H137V124H136ZM140 125H141V124H140ZM159 125H160V124H159ZM235 125H236V124H235ZM237 125H238V122H237ZM246 125H247V124H246ZM36 126H38V125H36ZM119 126H120V125H119ZM127 126H128V125H127ZM176 126H178V125H175V127H176ZM211 126H212V125H211ZM217 126H218V125H217ZM247 126H248V125H247ZM31 127H32V128H35L34 126H31ZM60 127H61V128H62V127L65 128L66 126L64 127V125H63V126L61 125ZM76 127H77V124H76ZM76 127H75V128H76ZM87 127H88V126H87ZM95 127H96V126H95ZM105 127H106V126H105ZM109 127H110V126H109ZM117 127H118V126H117ZM128 127H129V126H128ZM141 127H142V126H141ZM149 127H150V126H149ZM165 127H166V125H165ZM172 127H173V126H172ZM178 127H179V126H178ZM191 127H193V126H191ZM32 128H31V129H32ZM67 128H68V127H67ZM67 128H66V129H67ZM97 128H98V127H97ZM97 128H96V129H97ZM142 128H143V127H142ZM162 128H163V127H162ZM180 128H181V126H180ZM183 128H184V127H183ZM202 128H203V127H202ZM209 128H210V127H209ZM209 128H208V129H209ZM234 128H235V127H234ZM240 128H241V127H240ZM45 129H46V128H45ZM48 129H49V128H48ZM55 129H56V128H55ZM72 129H73V128L71 127V130H72ZM81 129H82V128H81ZM96 129H95V130H96ZM99 129H100V127L98 128V130H99ZM104 129H105V128H102V129L99 130V131H102V132H103ZM111 129H112V128H111ZM118 129H119V128H118ZM174 129H175V128H174ZM220 129H221V128H220ZM15 130H16V129H15ZM46 130H47V129H46ZM46 130H45V131H46ZM79 130H80V129H79ZM98 130H96L98 133H97V135H95V136H98V134H99V131H98ZM120 130H121V129H120ZM141 130H142V129H141ZM143 130H144V129H143ZM160 130H161V129H160ZM163 130H164V128H163ZM183 130H184V129H183ZM43 131H44V129H43ZM111 131H112V130H111ZM170 131H171V130H170ZM218 131H219V130H218ZM69 132H70V131H69ZM105 132H106V131H104V133H105ZM150 132H151V131H150ZM156 132H157V131H156ZM161 132H162V131H161ZM173 132H174V130H173ZM178 132H179V130H178ZM216 132H217V130H216ZM52 133H53V132H52ZM52 133L49 134V135L52 136ZM88 133H89V132H88ZM106 133H107V132H106ZM140 133H141V131H140ZM148 133H149V132H148ZM148 133H147V134L145 133V134L148 136V135H149ZM179 133H180V132H179ZM184 133H186V132H184ZM211 133H212V132H211ZM54 134H55V133H54ZM54 134H53V135H54ZM56 134L58 135V133H56ZM84 134H85V132H84ZM90 134H91V132H90ZM102 134H103V133H101V134H99V135H102ZM136 134H137V133H136ZM136 134H135V135H136ZM138 134H139V132H138ZM151 134H152V133H151ZM158 134H159V133H158ZM193 134H194V133H193ZM193 134H192V135H193ZM205 134H207V133H205ZM49 135H48V136H49ZM57 135H56V136H57ZM86 135H87V132H86L85 136H86ZM88 135H89V134H88ZM141 135H142V134H141ZM141 135H140V136H141ZM176 135H177V134H176ZM214 135H215V134H214ZM225 135H227V134H225ZM261 135H262V134H261ZM45 136H47V132H46V135H45ZM48 136H47V137H48ZM51 136H49V137H51ZM58 136H60V135H58ZM67 136H69V135H67ZM90 136H91V135H90ZM130 136H131V135H130ZM137 136H138V135H137ZM137 136H135V137H137ZM140 136H139V137H140ZM154 136H155V135H154ZM156 136H157V135H156ZM161 136H162V135H161ZM177 136H178V135H177ZM183 136H184V135H183ZM233 136H234V135H233ZM233 136H232V137H233ZM47 137H44V138L46 139V141H47ZM49 137H48V138H49ZM62 137H63V136H62ZM69 137L71 138L72 136L70 135ZM83 137H84V136H83ZM86 137H88V136H86ZM135 137H134V138H135ZM139 137H137L138 140H140ZM151 137H152V136H151ZM157 137H158V136H157ZM157 137H156V139H157ZM159 137H160V136H159ZM262 137H263V136H262ZM44 138L42 137L41 140L39 139L40 141H39L38 139H37V140H38L39 142H41V141L43 140V143H44V141H45ZM54 138L57 139V137H55V135H54L53 139H54ZM60 138H61V137H60ZM84 138H85V137H84ZM95 138H96V137H95ZM125 138L127 139V137H125ZM140 138H143V137H140ZM147 138H148V137H147ZM149 138H150V137H149ZM162 138H163V137H162ZM170 138H172V136H170ZM178 138H179V137H178ZM180 138H181V137H180ZM207 138H208V137H207ZM53 139H52V142H53ZM98 139H100V136H98ZM126 139H123V141L125 142ZM151 139H153V138H151ZM221 139L224 140L223 137H222ZM221 139H220V140H221ZM225 139H226V138H225ZM252 139H253V138H252ZM259 139H260V138H259ZM262 139H263V138H262ZM37 140L35 139L36 142H37ZM48 140H49V139H48ZM57 140H58V139H57ZM57 140H56V141H57ZM59 140H60V139H59ZM101 140H102V141L104 140V134H103V136L101 137ZM101 140H100V141H101ZM121 140H122V139H121ZM134 140H136V139H134ZM143 140H145V139L143 138ZM154 140H155V139H154ZM160 140H161V139H160ZM181 140H182V139H181ZM183 140H184V139H183ZM183 140H182V141H183ZM233 140H234V139H233ZM60 141H61V140H60ZM70 141H71V140H70ZM87 141L89 142L90 140H87ZM92 141H93V142H89V144H90V145H92V144H95V145H96V143H94L95 139H93ZM100 141H98L97 145L99 144ZM131 141H132V140H131ZM140 141H141V140H140ZM148 141H149V140H148ZM169 141L171 142V140H169ZM169 141H168V142H169ZM216 141H218V140H216ZM216 141H214V142H216ZM225 141H226V140H225ZM255 141H256V140H255ZM7 142L9 143V140H8ZM39 142H38L37 144H39ZM63 142H65V141L63 140ZM88 142H86V143H88ZM146 142H147V141H146ZM151 142H152V141H151ZM154 142H155V141H154ZM156 142L158 143L159 141H156ZM183 142H184V141H183ZM219 142H220V141H219ZM236 142H238V141H236ZM260 142H261V141H260ZM15 143H16V141H15ZM15 143H14V142H11V144H14V145H15ZM41 143H42V142H41ZM41 143H40V144H41ZM43 143H42V144H43ZM45 143H46V142H45ZM47 143H48V142H47ZM57 143H58V142H57ZM83 143H84V145L86 146L85 141H84ZM91 143H92V144H91ZM121 143L123 144V142H121ZM126 143H127V142H126ZM147 143H148V142H147ZM161 143H163V142H161ZM165 143H166V142H165ZM184 143L186 144V142H184ZM184 143H183V144H184ZM263 143H264V142H263ZM1 144H2V143H1ZM9 144H10V143H9ZM37 144H36V145H37ZM40 144H39V147H40ZM52 144H53V143H52ZM52 144H50V145H52ZM107 144H108V142L105 144V147L111 146L112 143L109 142L110 145L108 144V146H107ZM119 144H120V143H119ZM155 144H156V143H155ZM167 144H168V143H167ZM167 144H166V145H167ZM183 144H182V145H183ZM208 144H209V143H208ZM216 144H218V146L220 145L219 143H216ZM221 144H222V141H221ZM234 144H235V143H234ZM252 144H253V143H252ZM257 144H258V143H257ZM16 145H17V144H16ZM29 145H30V143H29ZM48 145H49V144H48ZM48 145H46V146L48 147ZM152 145H153V144H152ZM170 145H171V144H170ZM174 145H175V144H174ZM182 145H180V146H182ZM187 145H188V144H187ZM214 145H215V144H214ZM250 145H251V144H250ZM253 145H254V144H253ZM0 146H1V150H0V151H2V153L5 154V155H4V154L2 155V156H5V157H4V160H3V158H2L1 161H4V163H5V160H6V162L9 161L10 163H13L14 160H15L13 157H11V153L13 152V151H12L13 146L11 145L12 148L10 147V148H11V149H10L9 146H8V144H6L5 142H4L2 145H0ZM34 146H35V145H34ZM43 146H44V145H43ZM93 146H94V145H93ZM140 146H141V145H140ZM146 146H147V144H146ZM157 146H158V145H157ZM159 146H160V144H159ZM164 146H165V145H164ZM191 146H192V145H191ZM191 146H189V148H190ZM224 146H225V145H224ZM224 146H223V148H226V146H225V147H224ZM26 147H27V146H24L25 149H26ZM30 147L34 148L33 146H30ZM36 147H38V145H37ZM72 147H73V149H74V146H72ZM72 147L69 146V149L72 148ZM127 147H128V146H127ZM141 147L143 148V145H142ZM170 147H171V146H170ZM177 147H178V146H177ZM185 147H186V145L183 146V149H184ZM187 147H188V146H187ZM187 147H186V148H187ZM195 147H196V146H194V148H195ZM211 147H212V146H211ZM229 147H230V146H229ZM233 147H235V145H233ZM244 147H245V146H244ZM246 147H247V146H246ZM24 148H23V149H24ZM27 148H29V147H27ZM42 148H43V147H42ZM42 148H41V152L44 151L45 146H44L43 149H42ZM75 148H76V147H75ZM91 148H92V147H91ZM123 148H124V147H123ZM163 148H164V147H163ZM179 148H180V147H179ZM179 148H178V149H179ZM227 148H228V147H227ZM247 148H248L247 150H249L250 147L248 146ZM23 149H22V150H23ZM35 149H36V148H35ZM35 149H34V150H35ZM37 149H38V148H37ZM39 149H40V148H39ZM39 149L37 150L38 152H37V151H35V152L39 153V152H40ZM66 149H67V148H66ZM66 149H64V150H66ZM69 149H68V150H69ZM77 149H78V148H76L75 151H77V152H81V151H79V149H78V150H77ZM88 149H90V148L88 147ZM112 149H113V148H112ZM112 149H111V150H112ZM115 149H116V148H115ZM127 149H129V148H127ZM143 149H144V148H143ZM198 149H199V148H198ZM221 149H222V148H221ZM34 150H33V151H34ZM71 150H72V149H71ZM124 150H125V148H124L121 152H123ZM144 150H145V149H144ZM167 150H168V149H167ZM180 150H181V149H180ZM186 150H187V149H186ZM224 150H225V149H224ZM230 150H231V148H230ZM244 150H245V149H244ZM247 150H246L245 152H247ZM252 150H253V149H252ZM263 150H264V149H263ZM23 151H24V150H23ZM25 151H27V149H26ZM47 151H48V150H47ZM47 151H45V152H47ZM60 151H61V150H60ZM62 151H63V150H62ZM62 151H61V152H62ZM69 151H70V150H69ZM112 151H113V150H112ZM128 151H129V150H128ZM228 151H229V150H228ZM234 151H235V150H234ZM253 151H254V150H253ZM20 152H21V151H20ZM41 152H40V153H41ZM67 152H68V151H67ZM132 152H133V151H132ZM165 152H166V151H165ZM176 152H177V151H176ZM217 152H218V150H217ZM221 152H222V150H221ZM226 152H227V151H226ZM229 152H230V151H229ZM59 153H60V152H59ZM71 153H73V152H71ZM71 153H69V155H70ZM170 153H171V152H170ZM212 153H213V151H212ZM242 153H243V152H242ZM263 153H264V152H263ZM45 154H46V153H45ZM60 154H61V153H60ZM81 154H82V153H81ZM84 154H85V153H84ZM187 154H188V153H187ZM213 154H214V153H213ZM218 154H219V153H218ZM26 155H27V153H26ZM61 155H62V154H61ZM69 155H68L67 157H69ZM72 155L74 156V154H72ZM72 155H71V156H72ZM127 155H128V154H127ZM167 155H168V154H166V156H167ZM183 155H184L183 162H182V159H181L180 162L183 163L184 165H186V163H187V164L190 163V161H188L189 159H186V158H185L186 156H185L184 151H183ZM220 155H222V154H220ZM236 155H237V153H236ZM241 155H242V154H241ZM262 155H263V154H262ZM56 156H57V155H56ZM62 156H63V155H62ZM162 156H163V155H162ZM179 156H180V155H179ZM204 156H205V155H204ZM207 156H208V154H207ZM213 156H214V155H213ZM213 156H212V157H213ZM25 157H26V156H25ZM27 157H29V156H27ZM58 157H59V155L57 156V158H58ZM169 157H170V156H169ZM209 157H210V155H209ZM6 158H7V159H6ZM49 158H50V157H49ZM49 158H48V159H49ZM52 158H53V156H52ZM54 158H55V157H54ZM57 158H56V161H55L56 164L59 163L58 160H57ZM64 158H65V156H63L62 161H63ZM94 158H95V157H94ZM136 158H137V157H136ZM136 158H135V157L132 158V159L135 161V163H136V161H137V160H135ZM139 158H140V157H139ZM165 158H166V157H165ZM210 158H211V157H210ZM237 158H238V157H237ZM239 158H240V157H239ZM242 158H243V160H244V157H242ZM248 158H249V157H248ZM29 159H30V160H29ZM50 159H51V158H50ZM65 159H67V158H65ZM69 159L71 160L72 158H69ZM69 159H68V160H69ZM166 159H167V158H166ZM179 159H180V158H179ZM184 159H185V160H184ZM205 159H206V158H205ZM208 159H209V158H208ZM214 159H215V158H214ZM222 159H223V158H222ZM222 159H221V160H222ZM23 160H25L24 157H23ZM27 160H28V163L31 164V165H29V166H32V167H33V166H36V167H37L38 165H39V166L41 165V162L39 161L40 164H39V162H36V161L34 160V157H33V160H32V158H31V156H30V158H28V159L26 158V161H27ZM45 160H47V158H46ZM51 160H52V159H51ZM68 160H67V161H68ZM77 160H78V159H77ZM77 160H76V161H77ZM83 160H84V159H83ZM85 160H86V158H85ZM88 160H89V159H88ZM133 160H132V162L134 163ZM157 160H158V159H157ZM160 160H161V158H160ZM160 160H159V161H160ZM176 160H178V158H177ZM230 160H231V159H230ZM26 161H25V162H26ZM47 161H48V160H47ZM49 161H50V160H49ZM60 161H61V159H60ZM91 161H92V160H91ZM139 161H140V159H139ZM139 161H138V166H139V163H140V164L143 163L142 161H140V162H139ZM155 161H156V160H155ZM159 161H156V162H159ZM184 161H185V163H184ZM205 161H206V160H205ZM216 161L219 162L218 160H216ZM246 161H248V160H246ZM251 161H252V160H251ZM44 162H46V161H44ZM64 162H65V161H64ZM113 162H114V161H113ZM120 162H121V161H120ZM161 162H162V160H161ZM161 162H160V163H161ZM169 162L171 163V160H170ZM173 162H174V161H173ZM231 162H233V161H231ZM256 162H257V161H256ZM261 162H262V161H261ZM0 163H1V162H0ZM95 163H96V162H95ZM95 163H92V164L95 165ZM133 163H132V164H133ZM154 163H155V162L153 161V164H154ZM170 163H169V164H170ZM176 163H177V162H176ZM245 163H246V162H245ZM2 164H3V163H2ZM17 164H18V163H17ZM36 164H37V165H36ZM62 164H63V163H62ZM114 164H115V163H114ZM143 164H144V163H143ZM143 164H141V165L143 166ZM145 164H146V163H145ZM151 164H152V163H151ZM169 164H168V165H169ZM171 164H172V163H171ZM174 164H175V163H174ZM177 164H179V162H178ZM206 164H207V163H206ZM214 164H215V163H214ZM239 164H240V163H239ZM9 165H10V164H9ZM11 165H12V164H11ZM74 165H75V164H74ZM129 165L131 166V164H128V166H129ZM136 165H137V164H136ZM157 165L159 166V164H157ZM160 165H162V164H160ZM165 165H166V163H165ZM207 165H208V164H207ZM7 166H8V165H7ZM29 166H28L27 168H29ZM100 166H101V165H100ZM130 166H129V167H130ZM144 166H145V165H144ZM172 166H173V164H172ZM210 166H211V165H210ZM231 166H232V165H231ZM5 167H6V166H5ZM5 167H4V168H5ZM32 167H31V168H32ZM40 167H41V166H40ZM95 167L97 168V163H96ZM105 167H107V166H105ZM105 167H104V168H105ZM110 167H111V166H110ZM139 167H141V166H139ZM145 167H146V166H145ZM150 167H152V165H151ZM154 167H155V166H153V168H154ZM176 167H177V166H176ZM201 167H202V165H201ZM10 168H11V167H9V169H10ZM121 168H122V167H121ZM121 168H120V164H119V169H120V170H118V172L124 170L123 168H122V170H121ZM157 168H158V167H157ZM159 168H160V167H159ZM74 169H75V168H73V170H72L73 173H74ZM125 169H126V168H125ZM135 169H136V168H135ZM154 169H156V168H154ZM165 169H166V167H165ZM189 169H190V168H189ZM28 170H30V168H29ZM70 170H71V169H70ZM93 170H95V169H93ZM146 170H147V169H146ZM194 170H195V169H194ZM231 170H234V167H233V166L231 167ZM254 170H255V169H254ZM8 171H9V170H8ZM31 171H32V170H31ZM66 171H67V170H66ZM98 171H99V170H98ZM139 171H140V170H138V172H139ZM158 171H159V170H157L156 173H155V172H154V173L157 175V172H158ZM160 171H161V170H160ZM162 171L164 172V168H163ZM203 171H205V170H203ZM225 171H227V170H225ZM234 171H235V170H234ZM245 171H247V170H245ZM248 171L251 172V169H250V170L248 169ZM248 171H247V173H250V172H248ZM44 172H45V171H44ZM60 172H61V171H60ZM62 172H63V171H62ZM69 172H71V171H69ZM69 172H68V173H69ZM79 172H81V170H80ZM90 172H91V171H90ZM115 172H116V174H119V176L117 175L116 178H119V177H122V176H123V174H121V172L117 173L116 169H115ZM115 172H114V174H115ZM152 172H153V171H152ZM252 172H253V170H252ZM31 173H32V172H31ZM31 173H27V174L30 175ZM111 173H112V174H111ZM111 173L109 174V177L112 178V176H113L114 174H113V172H111ZM122 173H123V172H122ZM140 173H141V172H140ZM161 173H162V172H161ZM164 173H165V172H164ZM203 173H204V172H203ZM226 173H227V172H226ZM232 173H233V172H232ZM239 173H240V172H239ZM241 173H242V171H241ZM247 173H246V174H247ZM255 173H256V172H255ZM16 174H17V173H16ZM32 174H33V173H32ZM32 174H31V175H32ZM70 174L72 175V173H70ZM116 174H115V175H116ZM120 174H121V176H120ZM136 174H137V173H136ZM155 174H154V176H156ZM223 174H225V173H223ZM227 174H228V173H227ZM246 174H245V177H246L247 179H245V180L248 181V179H249V181H252V177H253L252 174H254V173H252V174L250 173V174H247V175H246ZM256 174H258V173H256ZM64 175H65V174H64ZM66 175H68V174L66 173ZM89 175H91V174H89ZM110 175H112V176H110ZM152 175H153V174H152ZM152 175H151V176H152ZM158 175H159V174H158ZM217 175H218V174H217ZM220 175H221V176H218V177H223L222 174H220ZM225 175H226V174H225ZM229 175H230V174H228V176H229ZM239 175H240V174H239ZM86 176H87V175H86ZM86 176H85V177H86ZM92 176H93V175H92ZM148 176H149V178H150V175H148ZM163 176H164V174H163ZM163 176L160 178V175H159L160 180H161L162 178H164ZM242 176H243V175H242ZM254 176L256 177V175H254ZM259 176H260V175H259ZM16 177H17V176H16ZM16 177H15V179H16ZM104 177H105V176H104ZM106 177H108V176H106ZM109 177L107 178V180L110 179ZM157 177H158V176H157ZM180 177H181V176H180ZM207 177H208V176H207ZM230 177H231V176H230ZM237 177H238V176H237ZM243 177H244V176H243ZM18 178H19V177H18ZM18 178H17L16 180H19V179H20V178H19V179H18ZM31 178H32V177H31ZM75 178H76V177H75ZM114 178H115V177H114ZM114 178H113V179H114ZM116 178H115V179H116ZM155 178H156V177H155ZM159 178H158V179H159ZM223 178H224V177H223ZM227 178H228V177H227ZM233 178H234V177H233ZM253 178H254V177H253ZM260 178H261V177H260ZM22 179H24V178H22ZM113 179H112V180H113ZM140 179H141V178H140ZM156 179H157V178H156ZM201 179H202V178H201ZM204 179H205V178H204ZM215 179H216V178H215ZM220 179H221V178H220ZM238 179L240 180V177H238ZM13 180H14V179H13ZM30 180H32V179H30ZM148 180H149V179H148ZM148 180H147V181H148ZM154 180H155V179H154ZM162 180H165V179H162ZM179 180H180V179H179ZM199 180H200V178H199ZM217 180H218V178H217ZM222 180H223V179H222ZM255 180H256V179H255ZM110 181H111V180H110ZM135 181H136V180H135ZM135 181H134V179H133V182H135ZM184 181H185V180H184ZM186 181H187V180H186ZM186 181H185V182H186ZM203 181H204V180H203ZM211 181H213V180H211ZM223 181H224V180H223ZM246 181H245V182H246ZM32 182H33V181H32ZM85 182H86V181H85ZM87 182H88V180H87ZM148 182H149V181H148ZM148 182H146V183L148 184ZM188 182H189V181H188ZM200 182H202V181H200ZM200 182H199V183H200ZM227 182H228V181H227ZM229 182H230V181H229ZM234 182H235V181H234ZM146 183H145V184H146ZM151 183H152V181L150 182V184H151ZM153 183H154V182H153ZM170 183H172V181H171ZM182 183H183V182H182ZM250 183H251V182H250ZM10 184H11V181H10ZM29 184H33V183H29ZM52 184H53V183H52ZM85 184H86V183H85ZM88 184H90V183L88 182ZM88 184H87L86 186H87L88 188H90V185L88 186ZM167 184H169V183H167ZM177 184H178V183H177ZM187 184H188V183H187ZM192 184H193V183H192ZM208 184H209V183H208ZM253 184H254V183H253ZM64 185H65V184H64ZM151 185H153V188L155 187L154 184H151ZM179 185H180V184H179ZM183 185H184V184H183ZM200 185H201V184H200ZM202 185H204V184L202 183ZM202 185H201V187H202ZM210 185H211V184H210ZM12 186H13V185H12ZM16 186H17V184H16ZM52 186H53V185H52ZM54 186H55V185H54ZM148 186H149V187L146 186V187H147V190H148L150 187H152V186H150V185H148ZM163 186H166V185H164V184L162 183V189H164ZM170 186L173 187V189H174L175 184H174V186H172V185L169 184V186L167 185V186L165 187V189L168 188L167 190H169V188H171ZM176 186H177V185H176ZM205 186H207L206 183H205ZM117 187H120V188H121V186H117ZM135 187H136V186H135ZM159 187H160V186H159ZM159 187H158V188H159ZM177 187H178V186H177ZM258 187H259V186H258ZM113 188H114V187H113ZM115 188H116V186H115ZM259 188H260V187H259ZM19 189H20V187H19ZM173 189H171V190H173ZM178 189H179V188H178ZM186 189H187V188H186ZM248 189H249V188H248ZM115 190H116V189H115ZM167 190H166V191H167ZM179 190L181 191V189H179ZM200 190H202V188H201ZM200 190H199V191H200ZM151 191H153V190H149V192H151ZM180 191H178V192L180 193ZM202 191H203V190H202ZM202 191H201V192H202ZM204 191H206V190H204ZM247 191H248V190H247ZM116 192H117V194L120 193V191L118 192L117 190H116ZM121 192H122V189H121ZM157 192H158V191H157ZM159 192H161V191H159ZM169 192H170V191H169ZM169 192H168V193H169ZM249 192H250V190H249ZM251 192H252V191H251ZM145 193H146V191H145ZM145 193H143V195H144ZM153 193H155V190L152 192V194H153ZM168 193H167V195H168ZM170 193H171V192H170ZM195 193H197V191H196ZM199 193H200V192H199ZM199 193H198V194H199ZM203 193H204V192H203ZM258 193H259V192H258ZM115 194H116V193H115ZM149 194H150V193H148V195H149ZM208 194H209V193H208ZM208 194H207V195H204V196L206 197V196H208ZM245 194H246V193H245ZM249 194H250V193H249ZM259 194H260V193H259ZM121 195H122V194H121ZM243 195H244V194H243ZM116 196H117V195H116ZM163 196H164V197H163ZM163 196H162L163 198H166V197H165V194H164ZM194 196H195V195H194ZM210 196H211V195H210ZM245 196H246V195H245ZM30 197H31V196H30ZM84 197H85V196H84ZM168 197H169V196H168ZM170 197H172V196H170ZM251 197H253V196H251ZM86 198H88V197L86 196L85 199H86ZM147 198H148V197H147ZM173 198H174V197H173ZM202 198H203V196H202ZM202 198H201V199H202ZM243 198H244V196H243ZM245 198H246V197H245ZM70 199H71V198H70ZM141 199H142V198H141ZM76 200H77V199H76ZM145 200H146V199H145ZM158 200H161V198L158 199ZM162 201H164V200H162ZM147 202H148V201H147ZM39 203H40V201H39ZM247 203H248V202H247ZM193 204H194V203H193ZM218 205H219V204H218ZM259 205H260V204H259ZM249 206H250V205H249ZM254 206H255V205H254ZM256 206H258V205H256ZM5 207L8 209V205L5 206ZM5 207H3V208H5ZM19 207H20V206H19ZM241 207H242V206H241ZM108 208H109V207H108ZM242 208H243V207H242ZM242 208H241V209H242ZM15 209H16V207H15ZM15 209L13 208L12 211L15 210ZM38 209H39V208H38ZM202 211H203V210H202ZM243 211H244V210H243ZM197 212H198V211H197ZM148 214H149V213H148ZM155 214H156V213H155ZM158 214H159V213H158ZM197 216H198V215H197ZM152 217H154V216H152ZM157 217H158V216H157ZM170 218H171V216H170ZM150 220H151V219H150ZM257 220H258V219H257ZM77 227H78V225H77ZM146 227H147V226H146ZM163 227H164V226H163ZM151 228H152V227H151ZM168 228H170V227H168ZM229 228H230V227H229ZM231 228H232V227H231ZM29 229H30V228H29ZM152 229H154V228H152ZM164 229H165V228H164ZM228 230H229V229H228ZM137 235H138V234H137ZM134 236H135V235H133V237H134ZM141 238H142V237H141ZM155 239H156V238H155ZM163 239H164V238H163ZM141 240H142V239H141ZM253 241H254V240H253ZM56 242H57V241H56ZM122 243H123V242H122ZM118 244H119V243H118ZM243 244H244V243H243ZM250 244H251V243H250ZM5 246H9V245H4V247H5ZM9 247H10V246H9ZM5 248H6V247H5ZM0 250H1V249H0ZM2 250L4 251L3 247H2ZM9 250H11V249L9 248ZM198 250H199V249H198ZM5 251H6V250H5ZM5 253H6V255H8L9 251L7 250ZM149 253H150V252H149ZM2 254H4V253H2ZM8 256H11V255H8ZM15 256H16V255H15ZM0 257H1L0 259L5 258V254H4V256L1 255ZM6 258H7V257H6ZM32 261H33V260H32ZM23 263H24V261H23Z\"/></svg>",
  "mask_w": 264,
  "mask_h": 264
},
{
  "label": "snow or ice",
  "instance_id": "6c2138e0",
  "mask_svg": "<svg viewBox=\"0 0 264 264\" xmlns=\"http://www.w3.org/2000/svg\"><path fill=\"white\" fill-rule=\"evenodd\" d=\"M0 78H2V77H0ZM49 95H51V92H49Z\"/></svg>",
  "mask_w": 264,
  "mask_h": 264
}]
</instances>
